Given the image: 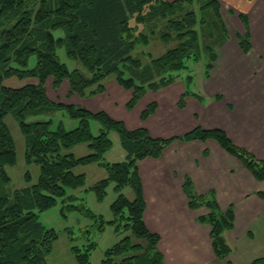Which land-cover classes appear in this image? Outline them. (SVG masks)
Segmentation results:
<instances>
[{
	"label": "trees",
	"instance_id": "16d2710c",
	"mask_svg": "<svg viewBox=\"0 0 264 264\" xmlns=\"http://www.w3.org/2000/svg\"><path fill=\"white\" fill-rule=\"evenodd\" d=\"M219 7L214 0H0V264H46L50 239L56 234L49 237L52 232L41 223L39 213L63 198L66 189L83 184L85 176L73 172L76 165L94 162L106 168L107 177L93 189L102 197L106 186L113 182L118 193L111 205L113 219L107 223L114 225L115 231L126 233L105 252L102 263L164 264L157 248L159 237L147 229L143 219L144 200L137 163L159 157L171 140L152 137L144 128L129 130L123 122L105 113L92 114L73 105L63 107L52 103L42 86L11 88L5 81L14 76L34 75L43 82L53 74L57 82L68 79L76 92L83 93L92 84L113 75L121 86L133 90L128 102L132 107L145 87L159 89L169 85L174 80L173 74L186 69L189 60L197 62L204 57L208 75L216 61V51L211 45L215 33L222 39L227 37ZM238 17L248 29L247 16ZM132 18L134 25L129 24ZM6 23L9 26L2 28ZM55 29L67 32V55L80 63L89 77L81 71L68 70L60 62L56 50L63 45L53 39ZM238 38L241 50L247 54L251 50L249 31ZM152 39L165 46L161 54L154 57L148 53L147 61L134 55L137 46H146ZM31 57L36 58V65L29 69ZM154 109L155 105H150L143 116L150 115ZM56 110H65L70 118L79 120V127L68 132L60 125L52 131L51 122H25L29 116ZM6 115L14 117L24 132L26 162L36 163L41 170L37 185L11 194L2 190L9 180L5 167L15 161L13 140L4 122ZM91 120L102 126L97 137L90 132ZM109 131L119 135L126 154L122 161L103 160L112 146ZM209 138L238 158L256 180L264 182L262 163L235 147L224 131L198 128L179 139ZM80 143H88L92 153L76 159L68 150ZM124 187L133 190V200L121 194ZM183 191L190 209H208V214L197 221L210 227L216 257L228 258L231 249L223 233L233 228V209L222 211L214 196L197 195L189 178ZM257 195L264 200V191ZM66 206L69 210L74 208L72 204ZM101 223L103 226L102 218ZM93 247V242L86 249L72 247L79 264H90Z\"/></svg>",
	"mask_w": 264,
	"mask_h": 264
},
{
	"label": "rangeland",
	"instance_id": "374dc122",
	"mask_svg": "<svg viewBox=\"0 0 264 264\" xmlns=\"http://www.w3.org/2000/svg\"><path fill=\"white\" fill-rule=\"evenodd\" d=\"M214 1H216L220 6L219 10L221 18H224L225 15H227L229 18H232V15L235 14L236 20H238V24L236 21L235 25L232 24L230 19L227 20L230 23L228 24V28L222 18L226 29L225 34L227 37L222 39L218 32L215 33L211 45L214 47L216 55L218 54V51L224 46V44L229 41V39L233 41L234 38L238 42L237 46L241 54L243 56L248 55L252 50V44L251 50L247 54H244L239 46L238 36H244L246 30L249 31V20L248 29H245L238 15L243 14L248 18V15L240 10V8L243 7L245 9V4H247V7H250L251 5H248V3H252L254 0H247L249 1L248 3L246 0ZM198 18H200V13H198ZM129 24L134 25L135 18H132ZM8 26L9 25L6 23L2 28ZM140 29H142V26ZM52 35L53 39L56 40V43L61 42L63 45L56 50L60 62L63 63L68 68V70H78L89 77L88 71L80 63L69 58L67 55L65 50L68 44L67 32H65L63 29H55L52 30ZM208 41L210 40H207V42ZM251 42L252 40L250 39V43ZM164 49L165 46L160 41L152 39L150 44L146 46H137L134 50V55H138L147 61L148 56H146V54L150 53L155 57L161 54ZM142 52H145L144 55ZM35 65L36 58L31 57L27 67L32 69ZM211 70L206 76L204 57H202V59L197 62L189 60L187 61L186 69H182L173 74L174 80L169 85L159 89H150L149 87H145L144 93L138 98L132 107L128 106V102L133 96V90L121 86L113 75L107 76L103 80L92 84V86L85 89L83 93L76 92L77 90L72 88V85L68 79H62L61 81L57 82L58 80L53 74L49 75L43 82L39 76L30 75L25 76L24 78H16L14 76L5 81V85L11 88H21L28 84L42 86L46 97L50 102L61 104L63 107L73 105L78 108H83L92 114L105 113L114 120L123 122L125 127L129 130L144 128L152 137L170 139L171 142L165 148L167 149L174 141L180 140L179 138L184 137L186 134H189L198 128L206 130L198 123L196 124V122L199 119L200 112L198 106L200 101H203L202 98H207L208 100L213 99V96L208 94L209 92L204 88V80H207L206 78L209 77ZM221 100V95L217 94L214 96V101ZM150 105H155V109L153 113L144 117L143 113L149 109ZM32 121L51 122L52 131H55L60 125H62L63 128L68 132L77 129L80 123L79 120L70 118L65 110H56L25 118V122ZM4 122L13 140L15 161L13 164L7 165L5 167L9 180L7 184L3 186L2 190L5 193L11 194L14 190L21 189L26 186L37 185L41 170L39 165L36 163L32 162L28 164L26 162L25 138L23 136L24 132L23 130L21 131L22 128L20 129L19 122L10 115L5 116ZM189 122L193 123L190 128H188L187 124ZM101 127V124L97 120H91L89 123L90 132L94 137L99 136ZM108 137L112 141V146L104 154L103 160L106 163L120 161V152H123L124 149L122 150L119 135L115 131H109ZM228 139L230 140L229 137ZM207 140L215 141L214 139L209 138L204 140V142ZM181 141L188 142L184 140ZM216 143L219 145L218 142ZM231 143L235 147L242 149L245 153L260 161L264 166V162L253 152L244 147L236 145L232 141ZM222 149L226 151L224 148ZM68 151H70L76 159L88 156L92 153L88 143L76 144ZM162 153L157 158H148L159 159L162 156ZM227 153L230 154L229 152ZM233 157L236 158L235 156ZM236 159L240 161L238 158ZM73 172L77 175L85 176L83 184L75 189H66V193L63 198H58L56 203L49 209L39 213V220L41 223L46 227V229H48V231L52 232H50L51 234L49 237L56 234L54 239H50V248L48 254L45 257V262L46 264H79L78 258L75 255L72 247L78 246L81 249H86L89 244L93 242L94 247L90 251L89 256L90 264H103L102 261L104 259L105 252L110 247L118 243L126 234L123 231H115V226L107 223L113 219L111 205L116 200L118 193L114 190L113 182H110L106 186L102 197L99 196L97 190L93 189V186L96 183L107 177V170L103 165H99L95 162L85 165L79 164L73 168ZM138 174L140 176L139 170ZM140 181L145 210L146 202L141 176ZM195 193L199 196H202L203 198H211L214 196L218 204L216 193L213 191L207 194H198L197 192ZM258 193L259 192L255 193L257 198L259 197L257 195ZM121 194L130 200L134 199V192L130 187H124L121 191ZM66 204H72L74 208L69 210L67 209ZM200 208L205 209V212L207 213L203 216H206L209 212L208 209L206 207ZM219 208L222 211L232 208L234 212V207H232V205L225 209H222L220 206ZM101 218L104 221L103 226H101ZM257 218L256 225L254 226V229L256 230H247L245 234L235 237V242H232L228 235V233L234 228V223L231 230H227L223 233L224 239L231 249V253L228 258L218 259L214 253L211 241L212 251L219 263L231 264L232 262L233 264H264V210L258 215ZM196 222L199 223L197 220ZM156 235L159 237L160 241V236L158 234ZM45 240H47V237Z\"/></svg>",
	"mask_w": 264,
	"mask_h": 264
},
{
	"label": "crops",
	"instance_id": "0c3cea01",
	"mask_svg": "<svg viewBox=\"0 0 264 264\" xmlns=\"http://www.w3.org/2000/svg\"><path fill=\"white\" fill-rule=\"evenodd\" d=\"M249 4L240 10L249 18L252 50L243 56L232 38L218 51L204 80V88L213 99L202 98L196 124L224 131L233 143L264 162V0ZM232 16L222 17L228 28L229 19L238 24L235 14ZM217 94L221 101H214ZM187 124L188 128L193 125ZM125 156L124 150L120 152V161ZM138 170L146 202L144 221L150 232L160 236L158 250L164 264H221L212 251L210 227L196 222L207 212L187 206L183 191L186 178L198 194L215 192L222 209L234 207V228L228 233L232 242L254 229L264 210V200L255 196L264 190V183L256 181L240 161L213 140L174 141L159 159L139 161Z\"/></svg>",
	"mask_w": 264,
	"mask_h": 264
}]
</instances>
